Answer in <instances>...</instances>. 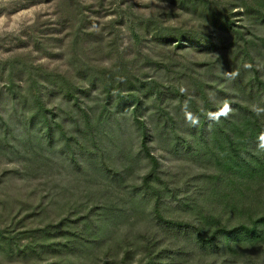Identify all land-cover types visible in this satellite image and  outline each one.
Returning <instances> with one entry per match:
<instances>
[{
	"label": "trees",
	"instance_id": "1",
	"mask_svg": "<svg viewBox=\"0 0 264 264\" xmlns=\"http://www.w3.org/2000/svg\"><path fill=\"white\" fill-rule=\"evenodd\" d=\"M244 6L247 12L253 10L251 4ZM210 14L217 24L221 15ZM230 22L224 18L221 25ZM155 33L159 41L164 37L163 42L175 41L176 46L185 36ZM187 40L202 44L200 37ZM251 45L245 43L226 59L229 68L238 73L233 80L236 100L224 93L217 100L215 91L222 90L195 77L196 82L182 87L193 88L192 95L180 92L181 87L167 89L174 93L172 97L157 84L145 87L152 89L149 95L153 97L147 109L140 86L119 76L127 82L123 89L115 74L108 79L105 70H96L85 76L101 82L105 103L91 115L80 108V92H75L74 85L63 88V98L76 101L81 116L73 118L79 133L75 147L64 130L59 131L65 139L61 161L47 145L52 129L34 83L32 99L43 116L47 137L35 136L36 145L24 150V174H53L59 167L67 170L69 178L57 184L62 190L59 201L62 210L74 207L72 214L78 216H62L20 232L0 229V253L41 261L52 256L65 260L64 264H132L138 253L142 256L135 264H264V149L259 146L264 135V59L261 54L262 66L253 64ZM240 53L250 67L235 59ZM28 94L31 96L30 91ZM112 96L116 109L121 107L117 112L130 115L110 120L107 103ZM169 98L175 101H170L171 108L163 101ZM225 102L230 113L210 119L209 114L218 112ZM144 109L148 117L143 115ZM186 112L198 118L196 125L187 120ZM9 139L12 135H1V151L18 153L20 146L9 145ZM154 144L175 157L176 164L164 167L153 152ZM82 211L85 213L79 215ZM144 258L146 262L141 263Z\"/></svg>",
	"mask_w": 264,
	"mask_h": 264
},
{
	"label": "rangeland",
	"instance_id": "2",
	"mask_svg": "<svg viewBox=\"0 0 264 264\" xmlns=\"http://www.w3.org/2000/svg\"><path fill=\"white\" fill-rule=\"evenodd\" d=\"M249 4L253 10L247 12L244 5ZM210 13L221 15L217 24L212 23ZM263 14L264 0H0V137L8 133L12 135L9 145L20 146L15 154H4L0 147V229L8 228L14 233L55 222L62 216H78L72 214L74 207L62 210V190L57 184L70 175L64 168H57L58 162L53 174H24V150L36 145L35 136L47 137L43 116L38 114L32 99L34 83L52 129L53 136L47 145L56 151L55 159L61 161L65 139L59 131L64 130L75 147L79 133L73 118L81 116L79 107L74 105L76 101L63 98V88L74 85L75 92H80V108L91 115H96L105 103L101 82H92L85 76L96 70H105L108 79L115 74L123 89L127 85L125 77L135 87L140 86L139 94L147 109L153 97L149 95L152 89L145 87L157 84L166 91L165 95L172 97L174 93L168 88L186 90L182 87L196 82L195 77L222 90L215 91L217 100L223 93L236 100V75L231 74L237 71L229 68L226 59L241 49L238 47L252 43L253 64L257 68L262 66ZM224 18L230 24L222 26ZM157 30L162 32L161 36L183 34L184 40L180 46L175 41L163 42L164 37L159 41L155 37ZM186 36L200 37L202 44L187 40ZM241 55L235 59L248 65L247 57ZM181 72L185 74L178 77ZM187 92L192 95L194 90ZM23 94L28 98L23 99ZM163 101L171 108V98ZM115 102L116 97L112 96L107 103L111 121L116 115H130L124 110L117 112L121 107L117 110ZM143 115L149 116L146 109ZM9 145L5 147L7 152ZM153 152L164 167L177 162L155 144ZM141 256L142 253L135 255L131 263L135 264ZM120 257L121 254L118 260ZM64 261L53 260L52 256L44 261L20 255L8 258L0 253V264ZM145 262L146 258L142 259L141 263Z\"/></svg>",
	"mask_w": 264,
	"mask_h": 264
},
{
	"label": "clouds",
	"instance_id": "3",
	"mask_svg": "<svg viewBox=\"0 0 264 264\" xmlns=\"http://www.w3.org/2000/svg\"><path fill=\"white\" fill-rule=\"evenodd\" d=\"M246 67H250V65H246ZM238 73H232L231 75L234 77ZM183 91V90H182ZM187 107V106H185ZM231 111V108L227 102L223 104V106L219 109L216 113H210L209 118L216 120L221 116H227ZM186 118L188 121L191 122V124L196 125L198 123V118L194 117L190 112H186ZM260 148L264 149V135H261L260 137Z\"/></svg>",
	"mask_w": 264,
	"mask_h": 264
}]
</instances>
